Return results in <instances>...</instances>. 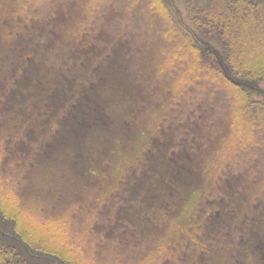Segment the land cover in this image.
<instances>
[{"label":"rangeland","instance_id":"rangeland-1","mask_svg":"<svg viewBox=\"0 0 264 264\" xmlns=\"http://www.w3.org/2000/svg\"><path fill=\"white\" fill-rule=\"evenodd\" d=\"M46 1L0 0V137L15 139L23 203L104 208L107 264H264V150L221 169L214 109L175 97L157 32L91 0ZM192 207L209 251L171 262L166 242Z\"/></svg>","mask_w":264,"mask_h":264},{"label":"trees","instance_id":"trees-1","mask_svg":"<svg viewBox=\"0 0 264 264\" xmlns=\"http://www.w3.org/2000/svg\"><path fill=\"white\" fill-rule=\"evenodd\" d=\"M91 2L97 6L104 4L115 15V21L138 24L157 32L159 72L170 74L174 67L178 70L181 86L174 87L175 97L187 98V109H193L197 103L214 109L210 112L221 124L220 135L227 140L229 153L219 162L221 169L229 159H232L231 167H237L261 155L264 150V0ZM178 4L185 8L186 17ZM212 42H217L218 47ZM225 145L219 147L220 153ZM12 149H16L15 139L1 136L0 264H107L110 259H103L101 253L106 251L103 244L107 243L102 234L107 230L104 208L73 210L75 214L69 210L52 216L44 215L38 206L23 203L18 193L22 173L13 171L12 162L8 164ZM104 201L103 198L101 203ZM187 212V219L175 226V237L166 242L173 247L167 258L171 262L178 260L180 251L186 249L209 251L196 234L200 230L196 209L192 207ZM99 223L103 229L95 228Z\"/></svg>","mask_w":264,"mask_h":264}]
</instances>
